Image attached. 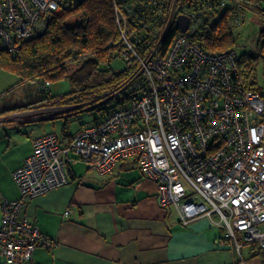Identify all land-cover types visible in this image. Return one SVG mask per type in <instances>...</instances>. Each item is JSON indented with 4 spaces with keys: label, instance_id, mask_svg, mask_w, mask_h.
I'll use <instances>...</instances> for the list:
<instances>
[{
    "label": "built area",
    "instance_id": "1",
    "mask_svg": "<svg viewBox=\"0 0 264 264\" xmlns=\"http://www.w3.org/2000/svg\"><path fill=\"white\" fill-rule=\"evenodd\" d=\"M81 1L0 0L3 45L17 51L21 40ZM113 3L118 58L128 69L117 89L125 102L68 144L54 132L34 138L30 155L14 172L21 197L0 205V255L26 264L37 247L57 245L24 209L32 197L68 183L70 165L81 160L109 174L125 159L136 160L143 175L157 183L159 204L174 207L182 225L207 217L224 228L222 245L240 251L249 244L264 253V95L235 47L211 52L195 38L207 20L215 22L221 14L234 28L244 21L247 5L241 0ZM182 16L188 19L186 30ZM71 212L64 210L66 216Z\"/></svg>",
    "mask_w": 264,
    "mask_h": 264
},
{
    "label": "crops",
    "instance_id": "2",
    "mask_svg": "<svg viewBox=\"0 0 264 264\" xmlns=\"http://www.w3.org/2000/svg\"><path fill=\"white\" fill-rule=\"evenodd\" d=\"M23 99L21 105L33 97ZM64 107L41 105L3 113L11 107H0V205L21 197L14 172L30 155L35 137L54 132L52 121L64 124L63 119L55 123L50 118L52 109ZM93 119L68 133L73 136ZM63 124L54 133L65 145L71 136H64ZM68 170V183L25 205L28 218L57 243L51 249L37 247L26 264H264V253L254 245L245 244L240 251L222 245L224 228L207 217L182 225L174 207L159 204L157 183L143 175L136 160L120 161L109 174L81 160ZM68 207L72 212L66 216ZM0 264L12 263L0 255Z\"/></svg>",
    "mask_w": 264,
    "mask_h": 264
},
{
    "label": "trees",
    "instance_id": "3",
    "mask_svg": "<svg viewBox=\"0 0 264 264\" xmlns=\"http://www.w3.org/2000/svg\"><path fill=\"white\" fill-rule=\"evenodd\" d=\"M113 1H81L76 7L53 17L43 31L21 40L15 52L7 49L0 38V67L19 77L15 87L37 80L39 91L46 94L25 105L10 106L1 113L41 105L70 106L71 109L50 117L52 120L65 119L63 133L65 137H70L68 130L73 116L84 110L97 114L98 110L104 109L101 105L108 104L101 116L96 115L93 123L85 125L90 126L106 118L114 108L125 102L126 98L118 94L117 89L127 78L128 69L124 65L123 69L115 71L111 66L112 61L119 57L120 37ZM241 1L247 6L259 7L264 0ZM73 16L79 17L75 24L69 20ZM195 38L211 52L226 50L236 44L234 28L228 23L226 14H221L215 22L207 20ZM242 58L240 64L243 63ZM76 62L79 63L74 65ZM64 80L69 82L70 89L63 94L52 95V84ZM45 82H49L50 86L43 89Z\"/></svg>",
    "mask_w": 264,
    "mask_h": 264
},
{
    "label": "rangeland",
    "instance_id": "4",
    "mask_svg": "<svg viewBox=\"0 0 264 264\" xmlns=\"http://www.w3.org/2000/svg\"><path fill=\"white\" fill-rule=\"evenodd\" d=\"M245 10V19L234 27V34L236 39L235 48L243 59L242 67L253 71L258 77L257 88L264 95V1L257 8L248 5ZM73 24L79 21L78 16L70 17ZM79 62L74 63L78 64ZM115 71L124 68V63L121 59L115 58L111 63ZM19 77L4 68L0 67V107L5 106H19L25 100L24 95L31 96L33 99L43 98L46 94L39 91V82L28 81L24 84L15 87ZM70 89V84L67 80L56 82L52 84V95H60ZM60 106V105H56ZM101 108L106 109L108 104L101 105ZM66 106L64 108L52 109V112L57 113L71 109ZM104 109L98 110L97 114L89 110L82 111L78 116H73L70 122V130L78 128L82 122H89L96 115L101 116ZM54 113V114H55ZM52 115V114H51ZM65 122V119H63ZM55 121V120H54ZM56 123V121H55ZM63 124L58 120L56 125L53 121L50 124L52 131L59 133L61 131L60 125ZM239 236L241 234L237 232Z\"/></svg>",
    "mask_w": 264,
    "mask_h": 264
},
{
    "label": "water",
    "instance_id": "5",
    "mask_svg": "<svg viewBox=\"0 0 264 264\" xmlns=\"http://www.w3.org/2000/svg\"><path fill=\"white\" fill-rule=\"evenodd\" d=\"M179 23L182 26L183 30L187 29V27H188V19H187V17H184V16L180 17L179 18Z\"/></svg>",
    "mask_w": 264,
    "mask_h": 264
}]
</instances>
